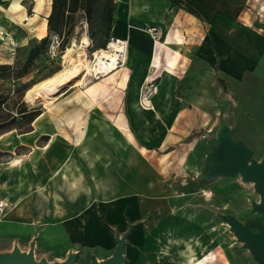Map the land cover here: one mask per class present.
<instances>
[{
  "label": "crops",
  "instance_id": "1",
  "mask_svg": "<svg viewBox=\"0 0 264 264\" xmlns=\"http://www.w3.org/2000/svg\"><path fill=\"white\" fill-rule=\"evenodd\" d=\"M116 3L111 34L126 42V52L112 74V102L117 106L111 112L103 109L106 119L96 127L100 141L95 144L93 136L76 135L74 127L55 128L57 135H51L42 111L30 132L16 134L14 148L19 153L0 149V156L12 160L0 169V200L8 204L0 222L22 227L37 221L39 233L46 237L49 224H55L70 248L67 254L81 245L107 254L96 256L98 260L112 254L114 231L121 235L131 227L124 247L127 264H157L154 258L164 246L175 253L171 260L166 258L167 264H190V240L212 244L214 238L203 225L179 214L175 205L188 204L199 188L194 179L206 183L198 177L207 171L209 156L215 155L217 122L234 109L218 107L225 103L222 92L227 87L216 67L228 54L221 67L230 74L236 71L237 32L218 25L220 10L210 28L199 27L197 21L205 15L190 0ZM251 4L264 21V0ZM147 27L160 29V37L152 38ZM207 69V88L190 89L189 78ZM151 75L157 89L142 103L140 91ZM101 97L109 100L103 92ZM126 143L133 150V172L111 181L109 150L115 146L118 155H125Z\"/></svg>",
  "mask_w": 264,
  "mask_h": 264
},
{
  "label": "rangeland",
  "instance_id": "2",
  "mask_svg": "<svg viewBox=\"0 0 264 264\" xmlns=\"http://www.w3.org/2000/svg\"><path fill=\"white\" fill-rule=\"evenodd\" d=\"M7 1L0 0V63H13L14 50L25 44L27 39L41 38L36 34L35 27L43 18L47 17L51 4V0H22L27 15L23 20L22 16H17L16 13L9 11ZM114 2L117 12L118 5L116 0ZM236 2L234 10V0H190V4H194L195 8H200L201 13L205 15L202 16V20L198 19L199 27L210 28L218 16L217 10L218 12L220 10L222 21L218 22V25L237 32L233 60L236 71L230 74L227 68L224 70L221 67V64L223 66V62L228 59V54L221 56L216 67V74L223 78L227 87V92H222L225 103H218V107L222 108L223 106L224 110L231 106L234 108L231 109L230 116L223 119L233 124L232 137L242 138L254 149V158L260 160L264 157V21L258 9L251 4V0H236ZM22 11L19 13L22 14ZM100 28L94 30L93 38L90 40L91 45L86 48V55L90 62L94 61V49L109 42L108 35L111 32L108 34ZM46 33L47 28L42 37ZM84 34L89 37L90 31L83 17L78 16L75 36L59 56L56 48L57 41L54 39L50 47V54L53 57L57 56L59 70L63 68L64 64L69 65L78 57L82 51L80 42ZM68 47H71L69 52L66 50ZM195 48L196 45L193 44L192 49ZM208 73L207 69L200 71L199 77L191 76L189 88L195 90L198 87L207 88L205 84H207ZM112 74H98L97 77L88 76L83 87L72 85L73 87L65 88L63 93L47 107H44L42 100L29 103L24 99L25 95L23 99L29 106L42 109L43 122L50 126L51 135H57L55 128L70 129L74 127L73 132H77L76 135L93 136L96 144L101 139L96 127L100 125L102 119H106L101 115V112L103 109H108L111 112L118 103L112 102V88L116 84L115 76ZM33 75L24 78L22 82H28ZM102 92L107 94L109 100H105L106 97H101ZM57 103L60 104L57 105ZM60 110L64 113H61ZM220 118L222 117L220 116ZM35 122L33 121L32 124ZM89 125L93 128L90 129ZM16 134L15 131H12L1 135L0 149L14 148L18 142ZM128 148L126 143L125 155H118L115 146L109 150L111 181L117 182L119 174L133 172L132 161L129 160L133 156V150ZM13 150L16 154L20 152L15 148ZM95 150L99 151L96 147ZM118 157H125L126 161L119 162ZM10 161H12L11 158L1 155L0 169ZM13 163L18 164L19 162L14 161ZM146 166L149 167V165ZM196 179L193 182H196L199 188L196 193L189 196L188 204L185 201H178L175 205L179 214L203 225L207 233L214 238L212 244H202V242L191 239L189 248L192 250L194 258L202 260L207 257V264H256L250 253L242 249L241 245L235 241L223 220L227 214H233L243 221L250 218L263 219L261 214L252 213L250 210V203L258 201V195L254 192L252 184L243 182L238 175L211 183H198ZM39 223L32 221L23 223L22 227H12L5 222H0V252L9 251L14 245L21 250H27L30 243L33 242L36 259L63 261L70 248L62 239L59 228H54L55 224H49L50 228L45 233L46 237L43 233H39ZM169 248L166 246L163 247L164 250L159 248L156 253L157 257L154 258L157 264H167L170 262L168 260L174 257L175 253L171 252ZM75 249L77 251L76 264H91L92 258L107 255L105 252L87 249L81 245ZM126 253L131 255L129 249H126ZM164 256L166 257L164 258Z\"/></svg>",
  "mask_w": 264,
  "mask_h": 264
},
{
  "label": "trees",
  "instance_id": "3",
  "mask_svg": "<svg viewBox=\"0 0 264 264\" xmlns=\"http://www.w3.org/2000/svg\"><path fill=\"white\" fill-rule=\"evenodd\" d=\"M115 13L114 0H51L46 17V35L27 39L25 44L14 50L13 63H0V135L11 131L24 134L33 129L32 123L42 109L29 106L23 96L32 85L59 70L57 56L50 54L54 39L59 56L75 36L78 16L83 17L92 40L94 30L99 27L108 34L112 32ZM111 37L110 33L108 41ZM106 44L98 47H105ZM32 74L28 82H22Z\"/></svg>",
  "mask_w": 264,
  "mask_h": 264
},
{
  "label": "water",
  "instance_id": "4",
  "mask_svg": "<svg viewBox=\"0 0 264 264\" xmlns=\"http://www.w3.org/2000/svg\"><path fill=\"white\" fill-rule=\"evenodd\" d=\"M233 128V124L225 119L217 122L214 131L215 155L209 156L207 171L201 174L198 180L209 183L238 175L243 182L252 184L259 199L251 202L250 210L252 213L261 214L263 219L250 218L241 221L233 214H227L223 220L235 241L250 253L253 261L256 264H264V157L255 159L252 147L242 138L232 137ZM130 231L131 227L120 236L114 231L115 247L112 254L101 260L92 258L91 264H124V247ZM76 260L77 252L74 251L69 252L61 262L49 261L46 258L36 259L33 242L27 250H21L14 245L9 251L0 252V264H76Z\"/></svg>",
  "mask_w": 264,
  "mask_h": 264
},
{
  "label": "bare ground",
  "instance_id": "5",
  "mask_svg": "<svg viewBox=\"0 0 264 264\" xmlns=\"http://www.w3.org/2000/svg\"><path fill=\"white\" fill-rule=\"evenodd\" d=\"M7 3L11 13L22 16L23 20L26 18L27 15L22 5V0H8ZM21 10H23L22 14L19 13ZM46 28L47 20L43 18L35 27L36 34L42 37ZM90 45L91 42L89 37L84 34L80 42V49L82 51L78 54V57L71 63L69 62V65L64 64L62 69L50 77L28 88L24 93L25 100L29 103H36L42 100L44 107H47L48 104L52 103L57 96L60 95L59 93L65 90V88H69L72 85L83 87L86 84L88 76L97 77L98 74H112L125 60L126 42L119 37L110 39L106 47H97L94 49L93 62H90L86 55V48ZM66 50L69 52L71 47H68ZM40 117L41 115H39L34 122L39 120ZM189 250L190 254L188 258L190 264H207V257L202 260L195 259L192 255V250L190 248Z\"/></svg>",
  "mask_w": 264,
  "mask_h": 264
},
{
  "label": "built area",
  "instance_id": "6",
  "mask_svg": "<svg viewBox=\"0 0 264 264\" xmlns=\"http://www.w3.org/2000/svg\"><path fill=\"white\" fill-rule=\"evenodd\" d=\"M146 31L152 36L154 39H158L161 35V30L153 27H147ZM111 37L110 39H112ZM120 67V66H119ZM157 89L156 78L154 76H149L145 79V82L140 91V100L142 103L148 102L149 98L155 94ZM8 208V204L4 200H0V217L4 215Z\"/></svg>",
  "mask_w": 264,
  "mask_h": 264
}]
</instances>
